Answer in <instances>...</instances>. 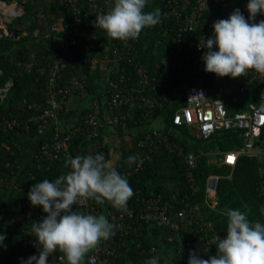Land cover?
Wrapping results in <instances>:
<instances>
[{"label": "trees", "instance_id": "1", "mask_svg": "<svg viewBox=\"0 0 264 264\" xmlns=\"http://www.w3.org/2000/svg\"><path fill=\"white\" fill-rule=\"evenodd\" d=\"M18 1L23 4V13L6 24L8 30L16 32L17 36H0V87L11 81L7 93L2 100L0 99V234L6 237L4 247H0V264H22V261H26L30 256L38 255L31 228L33 223L43 221L37 217L38 214L44 213L40 207L31 206L28 200L29 189L33 184L45 179L54 181L69 169L65 168L68 158L63 154L48 160L35 159L34 152L43 142L52 138L55 127L61 134H67L76 125L75 123L70 128L63 129L57 120L54 122L53 119H48L45 125L39 118L50 106L47 91L48 55L55 51L57 38L65 37L73 12L65 0ZM246 2L248 0H234L235 6ZM156 8H159L160 12L163 10L162 0H147L144 11L152 12ZM229 11L219 8L214 11L212 17L214 19L228 17L232 13ZM95 17L82 16L84 22L82 28L87 33V39L72 49L66 65L55 79L56 89L84 83L83 91L72 94L88 104L77 121L90 110L94 99L100 103L105 101L114 88L126 89L129 94L132 93L129 89L141 88L137 83V71L132 62L119 61L109 64L97 62L95 66L93 65L92 59L99 56V47L110 42L116 45L118 42L109 39L103 30L94 27ZM56 25H61L62 30L51 29ZM16 27L23 28L24 32L16 31ZM142 32L138 44L140 61L148 67L150 75H156L160 82L165 81L166 86L159 91L149 87L147 91L143 90L147 97L162 101V106L155 108L151 117L144 116L138 108L129 110L125 107L130 112L126 125L124 128L118 126L116 129L132 130L135 134H130L131 145L123 147L119 154L122 156L128 148L134 147L136 140L148 131L144 126L159 120L161 116L163 118L160 121L166 128L154 127L163 130L169 141L176 143L181 149L169 151L161 147L151 155L142 169L128 175L122 174L119 169L117 171L127 179L133 189L134 194L127 204L137 215L148 211V205L154 206L148 203L149 197L161 195L160 205L167 206L168 212L174 214L172 221L178 227L176 229L171 224L156 227L141 221L134 233L116 239L115 261L116 264H145L147 260L158 256V264H187L188 255L180 251L185 248L187 241L181 243L178 249L176 247L175 251L169 246L176 238L191 229L202 234L201 238L199 236L192 242H203L199 221H193L196 212L202 216V222H210L214 229L224 233L227 227L225 213L229 209L247 212L251 222L264 223V214L261 212L264 208V196L257 190L259 169L264 166V158L260 155L240 153L233 166L212 162L216 155L221 157L226 151L242 148V130H219L208 138H196L190 133L188 126L172 124L173 113L184 105L185 85L182 86V81L171 77L170 73L163 69L161 62L166 58L174 70L177 61L187 65L193 63L190 61L189 43H184L185 48L179 52L173 38L158 34L156 25L147 27ZM195 37L196 35L186 33L187 40L184 39V42H189L188 40ZM199 68L203 71V66L199 65ZM205 74L208 77L213 75L206 72ZM203 85L215 96L220 94L207 81H204ZM177 87H180L178 93L174 92ZM251 95V93L240 95L236 103L228 106L230 113L245 110L247 102L252 98ZM171 99L177 100L172 103ZM72 113L73 109L69 107L68 112L58 110L57 115L67 120ZM7 121L11 123V127L5 123ZM42 125L44 128H41ZM102 135L103 131L101 137ZM86 145L84 133L75 130L70 134L71 153L84 156L87 151ZM101 149L106 153V160L115 155L106 142ZM190 151L196 154L194 181L191 185L183 160L184 154ZM209 175L219 177L213 206L211 202L210 204L205 202V185ZM93 203L101 215L113 208L108 203L103 205ZM190 206L196 210H190ZM73 207L74 210L80 211L78 206ZM28 211L32 213L28 215ZM179 211H186L183 218L176 215ZM152 227L156 228L160 240L153 239L150 231ZM153 247L156 248L155 252H151ZM215 247L216 245L211 243L206 251L198 255L202 259H207L216 254ZM57 256L58 252L50 256L47 264H66V261H59Z\"/></svg>", "mask_w": 264, "mask_h": 264}, {"label": "built area", "instance_id": "2", "mask_svg": "<svg viewBox=\"0 0 264 264\" xmlns=\"http://www.w3.org/2000/svg\"><path fill=\"white\" fill-rule=\"evenodd\" d=\"M164 8L161 11L160 22L157 26V33L162 37L171 36L177 44V49L182 51L188 44V51L190 53V65L176 64V70L171 69L169 61L164 58L162 60L163 69L170 73L171 77L182 81L183 85V100L184 105L179 107L173 113L171 121L173 125H186L190 133L196 138H208L213 133L219 130L240 129L242 130L243 145L241 149L226 151L221 157L218 156L217 162L233 166L236 162L237 156L240 153L248 155H260L264 158V78L260 77L254 72H249L247 76L239 78L223 77L219 78L214 74L208 77L204 71V62L202 60L205 54L204 39L211 37L212 25L215 21L220 19H227L228 17H220L214 19L212 17L215 10L221 8L229 12L239 9L247 19L248 13L246 5L248 2L235 6L234 0H162ZM66 5L72 10V19L70 27L65 37H59L56 40L55 51L48 55L49 80L47 83V91L49 95L50 106L44 110L39 117L47 124L48 119L57 120L58 110L68 112V98L70 95L83 91L84 83L65 86L62 88H55V79L59 76L60 70L66 65L68 57L71 55L72 49L83 43L87 39V33L82 28L84 24L82 16H97L109 11L113 5V0H65ZM238 7V8H237ZM23 13V4L18 0H0V36L12 35L6 27L13 19ZM264 20V16L257 15L254 22ZM17 28V27H16ZM61 25L53 26L51 29L55 31L62 30ZM176 29V30H175ZM17 31V30H16ZM186 33L189 35H196L189 42H184ZM135 40L129 39L127 41H119L112 45L110 42L109 48L106 50L102 63H116L119 61H126L135 65L138 81L141 88L129 89L132 93H127L126 89L114 88L109 96L103 102L94 99L91 102L90 110H88L77 121L74 128L67 134H61L57 127L53 130V136L49 141L41 144L40 148L35 151V159L52 160L57 158L60 154L70 158H75L70 150V134L78 130L85 134L86 148L84 156L106 153L102 148L105 144L101 132L106 128H117L118 126L125 127L128 112L132 108H138L144 116L151 117L153 110L162 106V101L154 97H147L144 91L147 88L156 89L157 91L166 86L165 81L160 82L156 75H150L148 67L140 61V53L138 44L140 36ZM46 35V34H45ZM187 40V39H186ZM33 56V55H32ZM96 58L92 59L95 66ZM199 65L203 66V71L199 70ZM30 67V66H28ZM198 71H201L200 73ZM207 81L213 89L217 90L222 95L215 96L203 82ZM11 81L9 80L3 87H0V99L2 100L8 91ZM251 88L253 91H250ZM144 90V91H143ZM134 92V93H133ZM243 93H251L252 98L247 102V108L243 111H236L230 113L228 106L237 102V98ZM229 96L228 98L225 96ZM105 102V103H104ZM128 107L129 110H126ZM11 127L9 121L5 122ZM41 128H44L42 125ZM164 147L169 151L181 147L176 143L169 141L168 136L163 130L152 127L148 129L147 133L140 136L135 143V146L128 148L121 156L112 155L110 160L114 167L122 174H130L133 171L142 169L150 160L151 155L159 148ZM126 156V157H124ZM135 156L136 160L129 163L128 158ZM233 158L229 161V158ZM106 159V158H105ZM183 160L186 165V175L190 185L194 181L193 169L196 165V154L194 152H187L184 154ZM259 182L257 190L259 194L264 196V166L259 169ZM218 175H209L205 185V202L210 204L216 196V184ZM148 203L154 206H147L145 213L138 215L127 204V211H118L116 209H109L104 216L109 223L114 225V235L107 241L101 243L85 256V264H116V239L124 235L134 233L140 222L148 223L154 226H161L164 224H171L177 229L178 225L173 223V213L168 212V207L160 205L161 195H155L148 198ZM94 201H87L84 204L76 205L80 212L85 214L97 215L100 214L94 207ZM212 206V205H211ZM190 210L195 211L196 208L189 207ZM32 212L28 211L27 214ZM186 211H179L176 215L183 218ZM38 220H43L45 214H38ZM193 221H199L200 229L203 233V242L191 243L187 242L185 248L180 251L184 255L189 252H197L200 254L208 249V245L213 243L216 245L214 237L217 235L223 238L225 233L214 229L210 222H202V216L196 212ZM179 248V247H178ZM177 248V249H178ZM153 247L151 252H155ZM57 259L65 261L62 254L58 252Z\"/></svg>", "mask_w": 264, "mask_h": 264}, {"label": "clouds", "instance_id": "3", "mask_svg": "<svg viewBox=\"0 0 264 264\" xmlns=\"http://www.w3.org/2000/svg\"><path fill=\"white\" fill-rule=\"evenodd\" d=\"M146 4L147 0H113L109 11L95 17L94 27L111 40H135L142 30L160 22V9L146 13ZM246 10L247 19L235 9L227 19L213 23L212 35L204 39L202 48L206 73L235 79L254 72L264 78V20L254 22L257 15L264 16V0H248ZM135 160V156L128 158L129 163ZM65 168L69 170L54 181L45 179L29 189L31 206L40 207L45 218L31 228L38 255L22 264H47L57 252L66 264H83L90 251L115 234L104 215L85 214L74 210V205L91 200L127 211L133 189L103 154L78 155L68 159ZM225 215L226 233L223 238L214 237L216 254L202 259L197 252H189L187 264H264V223L251 222L247 212L239 209H229ZM5 238L0 234V247ZM158 261L154 256L145 264Z\"/></svg>", "mask_w": 264, "mask_h": 264}, {"label": "crops", "instance_id": "4", "mask_svg": "<svg viewBox=\"0 0 264 264\" xmlns=\"http://www.w3.org/2000/svg\"><path fill=\"white\" fill-rule=\"evenodd\" d=\"M109 46H110V43H106L103 46L99 47V49H98L99 50L98 51L99 56L98 57L96 56L95 63L102 62L103 57L105 55V52L109 48ZM179 88L178 87L175 88L176 90L174 92L178 93ZM178 96H179V94H178ZM175 100H177V99H175ZM175 100L171 99V102L173 103ZM87 105L88 104L85 103V101H81L80 97H77L75 95L70 96L69 100H68V106L71 109H73V113H72L71 117L68 118L67 120L61 119L60 117L57 118L58 123L61 124L63 129H68L71 126L75 125V123H77L78 117L80 116L81 112L83 111L84 108H86ZM162 118L163 117L161 116V118H159V120H155L151 124L145 125L144 126L145 129H149V128L154 127V126L161 127L162 129L166 128V126L163 125V123L160 121V119H162ZM130 134L133 135V134H135V132L132 130L127 131V130H120V129H116V128H106L103 130L102 137H103L104 142H106L107 145L111 148V151L113 152V154H115V156H119L120 150L123 147L131 145L130 144V142H131L130 141L131 140ZM218 156H220V155H216L215 158L212 159L211 161L217 162ZM214 203H215V200H213L211 202L212 206ZM99 215H101V214H99ZM96 216H98V214ZM150 231H151V234H152L153 239L155 241L160 240V236L157 233L155 227L150 228ZM201 235L195 230H192V229L188 230L187 233H184L182 236L176 238L175 241L172 242V245L169 247L171 248L172 251L173 250L175 251L176 247L178 248L181 245V243H185L186 241L192 242V240H195L199 236H200L199 238H201Z\"/></svg>", "mask_w": 264, "mask_h": 264}, {"label": "rangeland", "instance_id": "5", "mask_svg": "<svg viewBox=\"0 0 264 264\" xmlns=\"http://www.w3.org/2000/svg\"><path fill=\"white\" fill-rule=\"evenodd\" d=\"M16 30H17L18 32H24V29H23V28H20V27H17ZM29 155H30V154H29Z\"/></svg>", "mask_w": 264, "mask_h": 264}, {"label": "water", "instance_id": "6", "mask_svg": "<svg viewBox=\"0 0 264 264\" xmlns=\"http://www.w3.org/2000/svg\"><path fill=\"white\" fill-rule=\"evenodd\" d=\"M12 36H13V37H16V36H17V34H16V33H12Z\"/></svg>", "mask_w": 264, "mask_h": 264}, {"label": "snow or ice", "instance_id": "7", "mask_svg": "<svg viewBox=\"0 0 264 264\" xmlns=\"http://www.w3.org/2000/svg\"><path fill=\"white\" fill-rule=\"evenodd\" d=\"M232 159H233V158H231V157H230V158H229V161L231 162V161H232Z\"/></svg>", "mask_w": 264, "mask_h": 264}]
</instances>
